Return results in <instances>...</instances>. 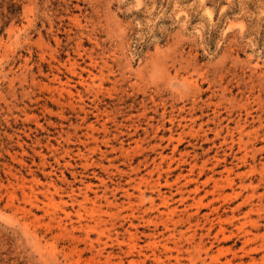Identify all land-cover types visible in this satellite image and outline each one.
<instances>
[{
    "label": "rangeland",
    "instance_id": "rangeland-1",
    "mask_svg": "<svg viewBox=\"0 0 264 264\" xmlns=\"http://www.w3.org/2000/svg\"><path fill=\"white\" fill-rule=\"evenodd\" d=\"M0 264H264V0H0Z\"/></svg>",
    "mask_w": 264,
    "mask_h": 264
}]
</instances>
